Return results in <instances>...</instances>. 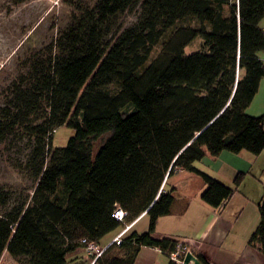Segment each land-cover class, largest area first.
<instances>
[{
	"label": "trees",
	"instance_id": "obj_1",
	"mask_svg": "<svg viewBox=\"0 0 264 264\" xmlns=\"http://www.w3.org/2000/svg\"><path fill=\"white\" fill-rule=\"evenodd\" d=\"M64 2L67 25L0 100V147L23 146L19 168L35 181L30 196L0 214V259L6 252L17 264H66L85 247L81 239L98 243L145 214L146 232L126 234L96 264H134L142 247L176 264L177 242L151 237L174 201L164 180L177 170L199 176L202 203L219 209L244 175L231 188L194 164L264 151V118L246 114L264 76V0ZM133 8L135 22L124 25ZM195 41L198 51L186 55ZM61 127L74 134L53 147ZM116 209L124 222L112 217ZM258 213L246 245L264 257V195Z\"/></svg>",
	"mask_w": 264,
	"mask_h": 264
},
{
	"label": "crops",
	"instance_id": "obj_2",
	"mask_svg": "<svg viewBox=\"0 0 264 264\" xmlns=\"http://www.w3.org/2000/svg\"><path fill=\"white\" fill-rule=\"evenodd\" d=\"M261 26L264 27V20ZM260 57L264 58V53ZM246 114L264 118V76ZM194 166L231 188L237 174L244 177L232 198L219 209H213L200 199L203 191L200 177L177 170L162 186L165 193L174 197L170 214L158 219L151 237L181 243L187 251L201 255L209 264H264V257L246 245L258 224V216L250 222L245 217V210L252 203L259 205L264 195V151L258 156L222 152L217 157L206 156ZM147 228L148 218L143 214L132 223L127 234H142ZM120 231L121 228L116 229L103 237L98 246L107 247ZM66 264H90V256L81 247L66 256ZM134 264H169V260L158 249L142 247Z\"/></svg>",
	"mask_w": 264,
	"mask_h": 264
},
{
	"label": "rangeland",
	"instance_id": "obj_3",
	"mask_svg": "<svg viewBox=\"0 0 264 264\" xmlns=\"http://www.w3.org/2000/svg\"><path fill=\"white\" fill-rule=\"evenodd\" d=\"M92 4L94 0H79ZM72 8L64 0H0V100L10 82L25 71L28 60L47 54L51 44L69 19ZM137 8L125 13L123 24L130 25L136 20ZM200 41H195L185 49V54L197 52ZM74 132L66 127L58 128L53 134V147H65ZM100 147L94 146L93 153ZM27 152L23 146L7 151L0 147V194L6 196V203L0 202V214L13 204L25 200L31 195L35 181L19 164ZM257 203L245 210L250 222L258 216ZM139 227V225H138ZM107 239H104L106 241ZM2 264H17L6 252Z\"/></svg>",
	"mask_w": 264,
	"mask_h": 264
},
{
	"label": "built area",
	"instance_id": "obj_4",
	"mask_svg": "<svg viewBox=\"0 0 264 264\" xmlns=\"http://www.w3.org/2000/svg\"><path fill=\"white\" fill-rule=\"evenodd\" d=\"M260 65H261L262 70L264 71V58L260 60ZM125 216H126V213L122 211L121 209H116L112 215V217L120 223L124 222ZM131 225L132 224L124 225L121 228V231L118 233V235L115 236V238H113V240L108 246L113 245V244L115 246H119L124 236L129 231ZM80 242L85 244L84 248L87 251L88 255L90 256V264H96V261L102 256L105 249L108 247L107 246L105 248H100L97 243L86 242L84 239H81ZM187 252L189 251L183 248L181 243H177L175 251L170 255V260L176 264H183V259Z\"/></svg>",
	"mask_w": 264,
	"mask_h": 264
},
{
	"label": "water",
	"instance_id": "obj_5",
	"mask_svg": "<svg viewBox=\"0 0 264 264\" xmlns=\"http://www.w3.org/2000/svg\"><path fill=\"white\" fill-rule=\"evenodd\" d=\"M183 264H201L192 252H187L183 259Z\"/></svg>",
	"mask_w": 264,
	"mask_h": 264
}]
</instances>
